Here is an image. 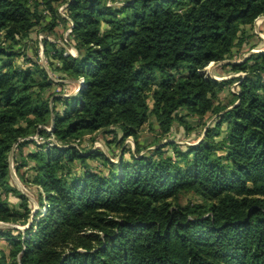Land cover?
Masks as SVG:
<instances>
[{"label": "trees", "instance_id": "obj_1", "mask_svg": "<svg viewBox=\"0 0 264 264\" xmlns=\"http://www.w3.org/2000/svg\"><path fill=\"white\" fill-rule=\"evenodd\" d=\"M114 2L0 0V186L19 195L22 209L0 201V222L29 218L26 197L9 180L14 146L15 174L33 163L31 179L20 180L42 189L47 203L23 235L0 231L13 248L9 257L0 251V264H264V52L220 66L243 78L218 82L203 73L246 44L254 49L245 29L264 17V0ZM63 4L68 19L57 12ZM44 12L46 37L59 21L72 24L76 57L42 44L58 61H49L54 71L83 79L76 95L47 93L54 81L26 58ZM233 82L235 100L223 106L218 95ZM175 125L187 133L202 127L203 137L185 146L151 141L141 152L142 130L155 126L164 141ZM98 132L112 135L118 162L82 149L83 137ZM33 138L48 141L39 147ZM128 138L136 148L125 161ZM30 144L36 151L24 155ZM186 195L202 203L182 205Z\"/></svg>", "mask_w": 264, "mask_h": 264}, {"label": "rangeland", "instance_id": "obj_2", "mask_svg": "<svg viewBox=\"0 0 264 264\" xmlns=\"http://www.w3.org/2000/svg\"><path fill=\"white\" fill-rule=\"evenodd\" d=\"M124 0H115V4H120ZM41 10V9H40ZM57 10L65 13L61 8ZM41 15H44V18L40 21V24L36 26L33 29L32 35L30 36L32 40L37 39V46L36 49L32 48L30 45L29 48L25 50L26 53V58H30L33 61H36L40 66L44 67L48 74L50 75V78L54 81V84L52 85V88L50 91H46L49 94H54L56 96H72L76 95L78 86H79V79L78 80H69L66 76H64L62 73H59L58 71H54V67H58V61H55L53 58L50 56L45 55L46 50L50 53V55L53 54V52L50 50V48L46 45L39 44V39L38 37L39 34L42 35V33L39 32V30L42 27H45L46 23L49 21L46 16V12L42 13ZM43 17V16H42ZM65 19H68V11L67 15L63 17ZM263 18V17H262ZM68 23L64 22H58L57 27L55 28L53 35L48 37V40L52 43H56L55 45L59 48H63V45L65 43V40L70 41V46L73 43V35H72V24L70 21H67ZM68 29H71V37L68 36ZM67 30V32H66ZM246 33H253L255 35V38H253L249 43L250 46L254 47V50L249 51L248 50V44H246L241 51H239L237 54H234L231 57L230 61L231 63L235 64H241L243 63L249 56L250 54H256V53H263L264 52V19H256L254 22V25L252 26L251 29L247 28ZM65 34L67 36L65 37ZM44 36V35H42ZM3 37V33L0 32V39ZM65 39V40H64ZM64 40V41H63ZM259 40L261 42H259ZM61 43V46H60ZM61 48V49H62ZM15 51H18V47L15 48ZM74 49V47H73ZM76 50V49H75ZM24 51V48L21 49V53ZM73 56L75 57L77 55L76 51L72 52ZM19 56V55H18ZM14 56L10 60L15 67H19L21 69H24L26 66L24 64V61H22L21 57ZM41 59V61H40ZM43 60V61H42ZM45 60V61H44ZM53 64L51 66L50 62ZM5 63V62H4ZM221 64L219 65H209L208 67L203 70L204 75L214 78L213 80H218V82H223V81H228V80H235L237 78H243L245 77V73L238 72V73H233L230 68H221ZM237 83L233 82L227 85L223 90L218 95L219 102L223 106H228L235 100L234 95L237 94ZM47 95V94H46ZM237 104V103H236ZM235 104V105H236ZM234 106V105H233ZM62 108L58 106V110H61ZM213 118L207 120L206 125H209L210 122H212ZM188 123L190 122L191 124H194L195 122L191 120V118H187ZM50 129H48L49 131ZM151 132V133H150ZM149 133L146 131V129L142 130L140 133L138 143L140 144L139 147H141V152L145 153L147 150H151L154 147L151 145H161L164 144L166 141H174L175 143L185 146V145H196L203 137V128L202 127H197L194 130L192 129L189 133L185 132L181 127L175 125L173 129V135H170L166 138V140H161V137H158V129L154 126V128L150 131ZM154 139V140H152ZM33 140L36 142V145L40 147L42 143L48 141V140H40L38 138H33ZM156 140V141H155ZM160 140V142L158 141ZM112 141V135L109 134H104L102 132H98L92 135H85L82 140V149H88V150H99L102 153H104L107 157L111 159L113 163L118 162V160L121 158L122 151L119 147H117L114 144H108L111 143ZM151 141H154V143H151ZM158 141V142H157ZM53 143V142H52ZM53 145H55L53 143ZM123 146L126 149V153L124 154V160L127 161L130 158L131 154H135V143L132 138L126 139L124 142ZM79 148V146L77 147ZM14 147H12L11 151L9 152L8 155V164H9V172H10V183L11 186H13V190H18L21 194H23L24 197L27 199V208L29 210V218L28 221L25 225L19 224V223H4L0 222V231L4 230H16L19 231L22 235L24 232L29 229L30 225L34 221H37L39 218H41L47 210V203L42 200L40 202L39 200V194L44 195L42 189L38 187H34L32 185H29L27 183H23L20 180V174H23L24 179L26 178L31 179V172L29 170L30 167L33 166V163H28V165L20 170L17 175L14 172V165H15V156H14ZM147 149V150H145ZM36 151V147L34 144L28 145L26 148L23 149L24 155H27L28 153H33ZM11 155V158H10ZM88 166L93 168V167H100L98 162L96 161H88ZM72 170L71 172L73 173H81V165L79 162H75L72 164L70 167ZM0 201H6L8 203V207L12 210L22 212V209L19 207L20 206V199L19 195L15 192L6 194L5 188L0 186ZM202 202L198 200L197 198L193 197L192 195H186L181 199V204L186 205V204H201ZM5 225H10L14 228H7ZM14 237H17V233L14 232L12 234ZM12 245L10 241H8L7 238L5 237H0V251H3V253L8 256L10 251L12 250ZM9 257V256H8ZM10 261V260H9Z\"/></svg>", "mask_w": 264, "mask_h": 264}, {"label": "built area", "instance_id": "obj_3", "mask_svg": "<svg viewBox=\"0 0 264 264\" xmlns=\"http://www.w3.org/2000/svg\"><path fill=\"white\" fill-rule=\"evenodd\" d=\"M62 9L63 11H65V13H63V12H61V11H59V10H57V12L59 13V15L61 16V17H65L66 15H67V4H63V5H61V6H59L58 7V9ZM259 19V18H258ZM71 29H68V31H69V33H68V36H67V34H65V37L67 36V37H71V31H70ZM66 32H67V30H66ZM43 35V34H42ZM41 34H39L38 35V37H40V41H39V44L41 43L42 44V40L43 39H47L48 40V37H46L45 35L44 36H42ZM65 40V39H64ZM63 40V41H64ZM60 46H61V43H60ZM62 48V47H61ZM63 50H64V56H67V55H69V56H72V57H74L73 56V54H72V52L73 51H76L75 50V48L73 49V45H71L70 46V41H68V40H65V43H64V45H63V48H62ZM77 56V55H76ZM75 56V57H76ZM40 61H41V59H40ZM43 61V60H42ZM45 61V60H44ZM44 68V67H43ZM45 69V68H44ZM46 70V69H45ZM47 71V70H46ZM48 73V72H47ZM49 75V74H48ZM50 76V75H49ZM52 79V78H51ZM78 83H79V86H78V90H77V92L81 89L80 88V86H83V79H79V81H78ZM36 139V138H35ZM55 144V143H54Z\"/></svg>", "mask_w": 264, "mask_h": 264}, {"label": "water", "instance_id": "obj_4", "mask_svg": "<svg viewBox=\"0 0 264 264\" xmlns=\"http://www.w3.org/2000/svg\"><path fill=\"white\" fill-rule=\"evenodd\" d=\"M261 19H264V17L263 18H261ZM223 63H225V62H221V63H212V64H210V65H219V64H223ZM212 79H214V78H212ZM216 81H218V80H216ZM82 86H80V88H81ZM14 148H15V146H14ZM14 150V149H13ZM10 158H11V155H10ZM7 228H14V227H12V226H10V225H5Z\"/></svg>", "mask_w": 264, "mask_h": 264}, {"label": "crops", "instance_id": "obj_5", "mask_svg": "<svg viewBox=\"0 0 264 264\" xmlns=\"http://www.w3.org/2000/svg\"><path fill=\"white\" fill-rule=\"evenodd\" d=\"M247 28H249V27H246L245 31L247 30ZM249 29H250V28H249ZM248 34H250V33H248ZM252 39H253V38H252ZM252 39H251V40H252ZM251 40H250V41H251ZM250 41H249V42H250ZM249 45H250V44H249ZM252 50H254V49H252ZM233 53H234V51H233ZM223 62H225V63H223V64H221V65L235 64V63H231L230 61H227V60H225V61H223Z\"/></svg>", "mask_w": 264, "mask_h": 264}]
</instances>
